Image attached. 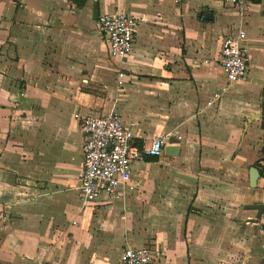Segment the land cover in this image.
Segmentation results:
<instances>
[{
    "label": "crops",
    "instance_id": "1",
    "mask_svg": "<svg viewBox=\"0 0 264 264\" xmlns=\"http://www.w3.org/2000/svg\"><path fill=\"white\" fill-rule=\"evenodd\" d=\"M114 9L139 21L122 58L97 25ZM240 27L247 73L228 82L221 41ZM111 109L140 153L133 189L82 205L74 115ZM159 134L178 154L146 159ZM263 149L264 0L242 15L221 0H0V264H116L142 246L154 264H264Z\"/></svg>",
    "mask_w": 264,
    "mask_h": 264
},
{
    "label": "built area",
    "instance_id": "2",
    "mask_svg": "<svg viewBox=\"0 0 264 264\" xmlns=\"http://www.w3.org/2000/svg\"><path fill=\"white\" fill-rule=\"evenodd\" d=\"M242 15L249 0H221ZM139 21L122 10L114 9L99 15L98 29L105 35L113 57H125L133 49ZM246 32L240 27L224 36L221 41L219 66L228 82L242 81L247 73L248 54L245 46ZM118 84L126 76L118 72ZM83 137V161L77 187L82 205L92 203L105 195L115 201L133 189L129 184L131 167L140 158L138 148L132 143V129L125 125L120 114L111 109L99 115L75 114ZM165 144L162 134L152 138L143 151L147 156L160 155ZM158 252L149 246L125 247L116 264H154Z\"/></svg>",
    "mask_w": 264,
    "mask_h": 264
},
{
    "label": "water",
    "instance_id": "3",
    "mask_svg": "<svg viewBox=\"0 0 264 264\" xmlns=\"http://www.w3.org/2000/svg\"><path fill=\"white\" fill-rule=\"evenodd\" d=\"M169 145L164 146V152L166 155H177L179 150V140L175 137H171L168 141ZM261 177V171L256 167L249 168V186L256 188L257 180ZM250 208L256 210V214L252 219L253 222L257 223L262 216L264 203H255Z\"/></svg>",
    "mask_w": 264,
    "mask_h": 264
},
{
    "label": "trees",
    "instance_id": "4",
    "mask_svg": "<svg viewBox=\"0 0 264 264\" xmlns=\"http://www.w3.org/2000/svg\"><path fill=\"white\" fill-rule=\"evenodd\" d=\"M263 154H264V149H263ZM148 158H152L151 156H146V159H148Z\"/></svg>",
    "mask_w": 264,
    "mask_h": 264
}]
</instances>
